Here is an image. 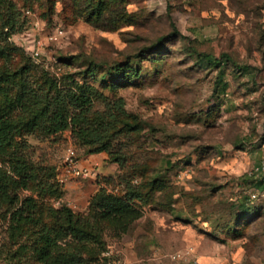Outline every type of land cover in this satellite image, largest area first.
I'll use <instances>...</instances> for the list:
<instances>
[{
    "label": "rangeland",
    "instance_id": "1",
    "mask_svg": "<svg viewBox=\"0 0 264 264\" xmlns=\"http://www.w3.org/2000/svg\"><path fill=\"white\" fill-rule=\"evenodd\" d=\"M35 21L44 32L63 29L38 61L16 45ZM172 23L179 33L158 42ZM199 54L219 59L205 66ZM21 88L31 99L26 112L12 111L21 123L47 94L90 92L87 131L101 133L113 154L121 146L125 159L72 128L49 132L44 116L15 133L0 153V176L9 178L0 190L14 196L0 194L1 264H43L35 247L47 239L76 264H187L191 255L264 264V198H248L264 186V173L249 174L264 157V0H4L0 103L12 104ZM118 97L125 123L108 137L100 113ZM69 147L94 175L67 171ZM26 200L30 217L13 220ZM107 203L120 207L108 212ZM64 208L78 220L72 235L60 229Z\"/></svg>",
    "mask_w": 264,
    "mask_h": 264
},
{
    "label": "trees",
    "instance_id": "2",
    "mask_svg": "<svg viewBox=\"0 0 264 264\" xmlns=\"http://www.w3.org/2000/svg\"><path fill=\"white\" fill-rule=\"evenodd\" d=\"M3 2L4 0H0V5H2ZM27 10L31 12L29 8H25L23 10L25 15H28L26 14ZM7 26V23L4 24L6 33L8 34V36L12 35L11 29L13 28V24L9 28ZM55 27L57 26H54V28ZM178 33L179 31L172 23L171 30L166 35L158 38L157 41L160 42L165 37L176 36ZM16 45L24 51L23 47L20 46L17 42ZM217 59L219 58H216L209 54H199L198 57L199 62H201V64L205 66L215 63ZM89 95L90 92H82L80 95H77L74 93L68 94L62 90H56L54 91L52 96L49 97V94L46 95L48 99L46 100L44 106L41 107V110L39 114H37V116L34 114L32 118L21 123L17 122L15 120V117L11 116L12 111L16 109L20 112H26L31 103V99L27 97L25 90L21 88L19 93L14 97L12 104L4 105L0 103V153H5L6 150L10 148L15 133H19L21 131H23L24 133H30L35 127L38 126L37 118L39 116H44L48 121L49 132L56 133L72 128L76 131L77 137L84 143L98 144V147L95 148L96 150H106L110 154L112 160L119 163L120 165L123 164L125 158H123V154H120L121 146H118L115 154H113V146H111V143L109 141H106L105 144H100V140L102 138L101 133L94 134V131H87L88 122L85 119L84 112L91 106V99ZM123 114L124 105L120 97L114 98L113 100L105 103L104 109L100 113V117L104 119V122L102 124L103 130L107 128L112 129V132L108 137L113 136L114 133L119 131L115 128L116 124L124 125L125 120L121 117ZM22 145H25V142H23ZM1 177L9 179L8 176H6L4 173L0 176V178ZM260 183L262 182L259 181L258 184L261 185ZM17 185L25 186L26 182L24 178L21 177L20 180L17 181ZM0 194L4 199L10 200L11 202L14 201V196H11L5 188H2L0 190ZM134 196L135 195L132 193V195H128V199H131ZM104 198L105 196H102V200ZM26 201H28L26 202V207L24 206L22 208H17L12 212L13 220H21L23 218L27 219L30 217L32 203L30 202V200ZM119 207L120 206L114 207L107 203L106 209L108 212H113L115 210H118ZM25 211H27L26 214ZM60 217V229L61 231L66 233V235H72L78 230V220L69 208H64V211ZM35 251L38 255V259L43 264H76L75 258H65L61 254L55 253L54 244L51 242V240L48 239L42 244L36 246Z\"/></svg>",
    "mask_w": 264,
    "mask_h": 264
},
{
    "label": "built area",
    "instance_id": "3",
    "mask_svg": "<svg viewBox=\"0 0 264 264\" xmlns=\"http://www.w3.org/2000/svg\"><path fill=\"white\" fill-rule=\"evenodd\" d=\"M26 14H31L30 11H26ZM36 22V21H35ZM63 33L61 27H55L54 29L44 32L41 25H38V21L32 24V26L21 33L17 34L18 44L23 47L24 51L31 56L33 60H40L45 55V48L49 43L54 42ZM75 151L73 148L69 147L66 150L64 156L65 166L67 171L73 175L78 176H92L95 174V170L92 165L81 166L78 165V160L74 157ZM264 173V157L260 159L258 164L254 166L249 174L258 175ZM248 198L251 199H261L264 198V186L260 188L250 189ZM173 259L181 257L179 252H175L170 255ZM1 264V263H0ZM187 264H202L198 258L191 257L187 258ZM207 264H217L215 260H210Z\"/></svg>",
    "mask_w": 264,
    "mask_h": 264
},
{
    "label": "crops",
    "instance_id": "4",
    "mask_svg": "<svg viewBox=\"0 0 264 264\" xmlns=\"http://www.w3.org/2000/svg\"><path fill=\"white\" fill-rule=\"evenodd\" d=\"M96 159H98L97 156H92V157L88 158L87 160H85V162L86 163H90V161L94 162Z\"/></svg>",
    "mask_w": 264,
    "mask_h": 264
}]
</instances>
